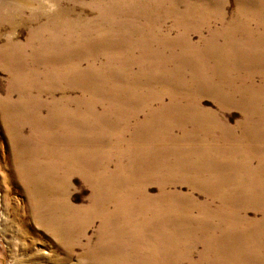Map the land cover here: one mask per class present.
I'll return each instance as SVG.
<instances>
[{
    "label": "rangeland",
    "instance_id": "1",
    "mask_svg": "<svg viewBox=\"0 0 264 264\" xmlns=\"http://www.w3.org/2000/svg\"><path fill=\"white\" fill-rule=\"evenodd\" d=\"M0 264H264V0H0Z\"/></svg>",
    "mask_w": 264,
    "mask_h": 264
},
{
    "label": "bare ground",
    "instance_id": "2",
    "mask_svg": "<svg viewBox=\"0 0 264 264\" xmlns=\"http://www.w3.org/2000/svg\"><path fill=\"white\" fill-rule=\"evenodd\" d=\"M25 176H26V175H25ZM26 177H27V176H26ZM30 178H31V176H30ZM30 178H29V179H30Z\"/></svg>",
    "mask_w": 264,
    "mask_h": 264
}]
</instances>
